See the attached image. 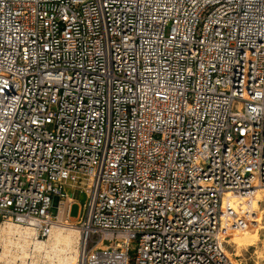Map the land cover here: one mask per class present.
Returning <instances> with one entry per match:
<instances>
[{
  "label": "built area",
  "instance_id": "built-area-1",
  "mask_svg": "<svg viewBox=\"0 0 264 264\" xmlns=\"http://www.w3.org/2000/svg\"><path fill=\"white\" fill-rule=\"evenodd\" d=\"M261 189L264 0H0V226L61 212L75 264H243Z\"/></svg>",
  "mask_w": 264,
  "mask_h": 264
},
{
  "label": "bare ground",
  "instance_id": "bare-ground-1",
  "mask_svg": "<svg viewBox=\"0 0 264 264\" xmlns=\"http://www.w3.org/2000/svg\"><path fill=\"white\" fill-rule=\"evenodd\" d=\"M256 200H259V193ZM58 220L46 240L36 238L33 230L28 227L10 222L2 224L0 264H75L78 253V230L60 223L61 212ZM253 227V232L247 229L230 233L226 242L237 251L241 247L252 246L258 240V229L263 228L258 224Z\"/></svg>",
  "mask_w": 264,
  "mask_h": 264
},
{
  "label": "rangeland",
  "instance_id": "rangeland-1",
  "mask_svg": "<svg viewBox=\"0 0 264 264\" xmlns=\"http://www.w3.org/2000/svg\"><path fill=\"white\" fill-rule=\"evenodd\" d=\"M72 199L74 200V202L71 205L70 214L72 216H75L78 213L79 204L83 202L84 197L82 194L76 191L74 192ZM258 207L261 212V221L259 226L263 227L259 228L257 231L258 240L255 241L252 246H246L243 248L241 247L238 251L234 250L235 248L231 245H228L230 247V252H233V256L239 257L243 264H264V189L259 192ZM62 224L73 227L67 223ZM248 230L250 232H253V229Z\"/></svg>",
  "mask_w": 264,
  "mask_h": 264
},
{
  "label": "crops",
  "instance_id": "crops-1",
  "mask_svg": "<svg viewBox=\"0 0 264 264\" xmlns=\"http://www.w3.org/2000/svg\"><path fill=\"white\" fill-rule=\"evenodd\" d=\"M72 216V215H71Z\"/></svg>",
  "mask_w": 264,
  "mask_h": 264
}]
</instances>
